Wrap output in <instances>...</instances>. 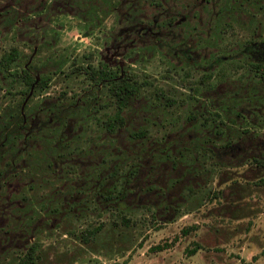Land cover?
I'll use <instances>...</instances> for the list:
<instances>
[{"label":"rangeland","instance_id":"374dc122","mask_svg":"<svg viewBox=\"0 0 264 264\" xmlns=\"http://www.w3.org/2000/svg\"><path fill=\"white\" fill-rule=\"evenodd\" d=\"M10 49L0 264H264V0H0ZM97 61L140 86L111 133Z\"/></svg>","mask_w":264,"mask_h":264},{"label":"trees","instance_id":"16d2710c","mask_svg":"<svg viewBox=\"0 0 264 264\" xmlns=\"http://www.w3.org/2000/svg\"><path fill=\"white\" fill-rule=\"evenodd\" d=\"M15 58V52L13 49L8 50L6 53L0 55V68L8 72V64ZM248 68L253 71H258L257 78L261 81L264 79V65L259 62H249ZM71 72L76 71L77 73H84L88 82L94 86H101L107 94L108 99H110V104L112 105V111L110 113L105 114L104 117L101 118L100 123L103 128L108 133L113 132L118 126H120L123 122L122 110L127 106L130 99L137 95L140 86L138 82L130 76V74L123 72H118L117 69L111 68L105 62L97 61L96 65H92L90 63H86L84 65L78 64L75 68L70 70ZM22 72V73H21ZM24 71H20L19 74H14L19 77L23 83L28 87L37 88L41 87L46 83V78L40 77L30 78L27 74L23 75ZM10 74V73H8ZM19 117V116H18ZM13 127L17 130L15 132H11L3 136L0 139V155L2 150L7 142V136L11 135L12 141L8 142V146L13 145L15 139L19 136L21 127V120H13ZM141 131L130 132L129 136L135 137L141 135ZM9 139V138H8ZM256 161L255 158H252ZM4 164L11 165L9 160H5ZM1 171V170H0ZM105 191V190H104ZM101 197L107 199L110 197V193L104 194L101 192ZM21 197V194H20ZM19 197V198H20ZM24 198V197H23ZM123 219V217L121 218ZM182 232H186V230H182ZM197 246V245H196ZM198 247V246H197ZM32 246H28L24 254L18 258L15 264H28L31 262L32 256ZM194 247L189 248L188 251H193Z\"/></svg>","mask_w":264,"mask_h":264}]
</instances>
